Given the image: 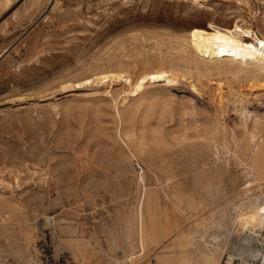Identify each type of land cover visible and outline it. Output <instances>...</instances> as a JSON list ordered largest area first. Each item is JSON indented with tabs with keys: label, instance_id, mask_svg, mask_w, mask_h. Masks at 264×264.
<instances>
[{
	"label": "rangeland",
	"instance_id": "obj_1",
	"mask_svg": "<svg viewBox=\"0 0 264 264\" xmlns=\"http://www.w3.org/2000/svg\"><path fill=\"white\" fill-rule=\"evenodd\" d=\"M208 23L264 38V0H0V264L255 255L233 225L264 205L243 189L264 72L184 68ZM108 72L173 78L141 95Z\"/></svg>",
	"mask_w": 264,
	"mask_h": 264
},
{
	"label": "bare ground",
	"instance_id": "obj_2",
	"mask_svg": "<svg viewBox=\"0 0 264 264\" xmlns=\"http://www.w3.org/2000/svg\"><path fill=\"white\" fill-rule=\"evenodd\" d=\"M246 37H250V43L244 42V39ZM184 45L185 47L189 48L192 52V55L190 57H187V59H179V62L182 63L184 68L189 67L195 70L202 67L206 70L210 68L214 70H221L222 67H225L234 69L239 72H248L250 70L249 68L253 67L259 72H264V38H261L257 34H254L253 31H251L250 29H245L241 27L239 24H235L232 27H221L214 23H208L205 27H193L189 29L188 32L185 34ZM184 52L185 51H183V53ZM153 74L154 73H152L150 76H145L143 74L139 78H132L127 74H117V72H108L100 75H94V81L100 82L102 84H113L115 80H119V82H122V84L127 85V87H129L137 94L140 93L142 95L147 94L149 92L154 93L164 89L165 83H168L172 77L164 76V78H159L158 82H154L155 79L152 76ZM94 81L87 80L86 83L91 84V82ZM78 85L80 86L81 84ZM70 87L72 86H67L65 88L67 89ZM219 89L222 90L221 88ZM209 127L211 128V126ZM206 133L207 132H205V134ZM211 135H213V132ZM253 135L251 136L253 145L248 155L249 163L247 168L249 170L248 173L250 175V180L245 183L243 187V189L245 190L250 187L252 188V186H257L261 188L264 185V144L259 142V140H256V137ZM214 144H217V141L216 143L214 142ZM225 145L229 149L227 140H225ZM131 155L132 157H135V154H133V152H131ZM233 226V230L236 233L244 234V232H250V234L254 235L255 237L263 238L260 244H262V247H264V205H260L259 207H256L252 213H249L247 215L244 214L243 217L238 218ZM260 230H262L260 234H257V232ZM146 233L147 231L143 226L142 220L141 239L143 240V242ZM170 244L172 243L170 242ZM259 249L260 247L257 248V246L253 248L255 255L259 253ZM130 261L131 263H133L131 258ZM157 264L162 263L160 262ZM215 264L219 263L215 262Z\"/></svg>",
	"mask_w": 264,
	"mask_h": 264
},
{
	"label": "built area",
	"instance_id": "obj_3",
	"mask_svg": "<svg viewBox=\"0 0 264 264\" xmlns=\"http://www.w3.org/2000/svg\"><path fill=\"white\" fill-rule=\"evenodd\" d=\"M225 264H264V247L260 244L259 253L251 256L247 261L238 257H230Z\"/></svg>",
	"mask_w": 264,
	"mask_h": 264
}]
</instances>
